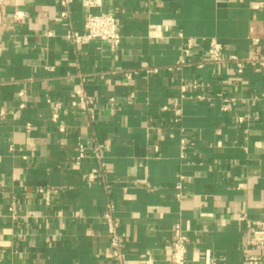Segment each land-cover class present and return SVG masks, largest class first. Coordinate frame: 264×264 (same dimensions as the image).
<instances>
[{
    "label": "crops",
    "instance_id": "1",
    "mask_svg": "<svg viewBox=\"0 0 264 264\" xmlns=\"http://www.w3.org/2000/svg\"><path fill=\"white\" fill-rule=\"evenodd\" d=\"M84 1H73L68 19L60 0L4 6L0 264H111L108 203L127 264H173L176 222L190 238L188 264H243L264 219V68L239 74L236 62L206 57L211 38L241 57L252 54L253 38L264 45V0ZM89 11L117 17L119 45L68 38L70 28L84 30ZM82 77L96 100L93 120L70 104ZM79 141L87 156L77 165ZM96 144L109 190L87 179Z\"/></svg>",
    "mask_w": 264,
    "mask_h": 264
},
{
    "label": "built area",
    "instance_id": "2",
    "mask_svg": "<svg viewBox=\"0 0 264 264\" xmlns=\"http://www.w3.org/2000/svg\"><path fill=\"white\" fill-rule=\"evenodd\" d=\"M7 0H0V29L6 26L4 6ZM74 0H60V5L62 7L61 15L62 17L68 19L71 16V4ZM100 0H85L84 3L89 6H95ZM25 16L24 10L18 9L14 12V18L20 20ZM124 37L123 31L120 27L117 17L112 13L103 12H92L89 11L85 16L84 30L77 31L70 28L68 31V38L74 44L88 43L92 40H106L110 41L115 45H119ZM253 52L250 56L241 57L238 54L226 53L224 44L217 38H211L209 42V48L207 53V59L213 62L221 63L227 61H233L237 63V72L241 74L246 65L261 66L264 68V45L260 38H253ZM193 45V40L188 39V46L184 49L186 55L190 54ZM199 66H204L202 62ZM130 76V73L127 74ZM85 77H82L79 85L71 94L70 104L74 108L80 109L89 118L94 119L96 112V100L90 95L85 88ZM19 95H24V90L18 92ZM228 101V99H227ZM109 103L115 105V98H110ZM24 106V104L22 105ZM61 106L60 102H56L53 105L52 119L58 122L59 112L58 108ZM227 108V106L225 107ZM169 105H164L162 110H169ZM178 115L181 116L180 110L177 111ZM6 112L3 110L0 112V116H4ZM175 120H180V117H175ZM240 120H244V116L240 117ZM25 127L27 130H31L33 127L32 122H26ZM59 129L61 131L66 130V125L64 123L59 124ZM187 138L181 137V145L183 150L185 149ZM93 155L95 158V165L87 174V179L90 182H100L106 190L110 189V183L106 178L105 174V156L104 149L101 144H96L93 147ZM87 156L86 146L83 142L79 141L77 146V153L75 155V164L80 165L84 158ZM182 178L176 184L177 197L182 196ZM44 191V189H41ZM48 194V192H47ZM114 205L108 203V209L104 213V218L108 224V236L111 243L112 252V262L111 264H127L123 242L121 239V234L119 231L120 224L113 215ZM174 235L170 243L171 253L170 261L173 264H188L189 251H190V238L185 232L184 226L181 222H176L173 228ZM250 244L254 247V250L245 255L243 264H264V219H259L256 221V226L254 227ZM205 262H212V255L210 250H207L205 254Z\"/></svg>",
    "mask_w": 264,
    "mask_h": 264
}]
</instances>
